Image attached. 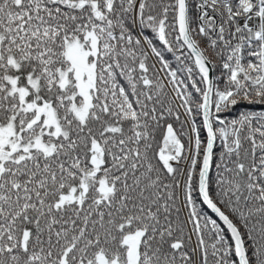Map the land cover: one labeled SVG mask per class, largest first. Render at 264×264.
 I'll return each mask as SVG.
<instances>
[{"label": "snow or ice", "instance_id": "6c2138e0", "mask_svg": "<svg viewBox=\"0 0 264 264\" xmlns=\"http://www.w3.org/2000/svg\"><path fill=\"white\" fill-rule=\"evenodd\" d=\"M0 264H264V0H0Z\"/></svg>", "mask_w": 264, "mask_h": 264}]
</instances>
